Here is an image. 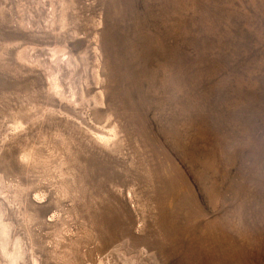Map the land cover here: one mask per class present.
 <instances>
[{
    "label": "rangeland",
    "instance_id": "obj_1",
    "mask_svg": "<svg viewBox=\"0 0 264 264\" xmlns=\"http://www.w3.org/2000/svg\"><path fill=\"white\" fill-rule=\"evenodd\" d=\"M0 264H264V0H0Z\"/></svg>",
    "mask_w": 264,
    "mask_h": 264
}]
</instances>
